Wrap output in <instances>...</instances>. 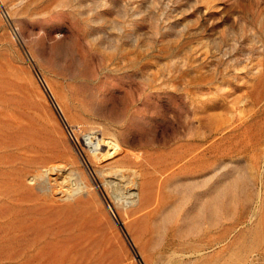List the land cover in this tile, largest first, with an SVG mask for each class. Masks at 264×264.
Masks as SVG:
<instances>
[{"label":"rangeland","instance_id":"obj_1","mask_svg":"<svg viewBox=\"0 0 264 264\" xmlns=\"http://www.w3.org/2000/svg\"><path fill=\"white\" fill-rule=\"evenodd\" d=\"M0 264H264V0H0Z\"/></svg>","mask_w":264,"mask_h":264},{"label":"bare ground","instance_id":"obj_2","mask_svg":"<svg viewBox=\"0 0 264 264\" xmlns=\"http://www.w3.org/2000/svg\"><path fill=\"white\" fill-rule=\"evenodd\" d=\"M50 172V171H49ZM75 192V191H74Z\"/></svg>","mask_w":264,"mask_h":264}]
</instances>
